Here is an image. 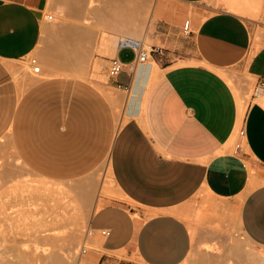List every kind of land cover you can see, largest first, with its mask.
<instances>
[{"label": "crops", "instance_id": "0c3cea01", "mask_svg": "<svg viewBox=\"0 0 264 264\" xmlns=\"http://www.w3.org/2000/svg\"><path fill=\"white\" fill-rule=\"evenodd\" d=\"M48 2L0 0V62L16 64L12 79L28 94L20 110L16 99L6 114L0 141L10 130L17 163L44 183L60 175L64 122L57 107L79 88L87 91L69 121L81 173L92 170L88 159L108 119L82 79H23L18 63L39 45ZM153 16L154 64L134 68L132 50L131 60L122 58L124 49L116 53L125 70L110 81L129 92L120 90L123 117L107 156L122 198L97 201L90 249L79 264H264L252 251L247 256L245 245L226 247L203 228L223 216L264 251V0H154ZM251 86L254 94L245 97ZM203 204L207 214L197 226Z\"/></svg>", "mask_w": 264, "mask_h": 264}, {"label": "rangeland", "instance_id": "374dc122", "mask_svg": "<svg viewBox=\"0 0 264 264\" xmlns=\"http://www.w3.org/2000/svg\"><path fill=\"white\" fill-rule=\"evenodd\" d=\"M51 2L53 4L43 14L45 26L39 45L28 58L18 63L19 66L24 65L23 62L26 63L21 72L23 79L28 85L30 79L35 76L31 63L33 58L38 60L42 70V76L38 81L51 76L74 78L73 70L79 65L89 67L90 72L95 71L103 84L93 85L90 84L93 81L87 79L79 82L103 101L108 119L99 144L88 159V164L93 165L92 170L81 173L79 155L72 148V144L75 146V140L69 129V121L72 109L83 106L87 91L79 88L67 99L64 107L60 105L57 107L64 122V128L61 130L64 136V151L62 157L58 159L60 175L53 179L48 176L42 178L60 184L59 187L66 189V193L63 194L55 190H37L36 186L42 183L38 182V176L33 175L24 164L17 163L10 130L2 134L4 139L0 141V264H71L68 258L78 264L89 222L95 209L100 206V203L96 204L97 201L107 197L122 198L115 191L107 170V144L122 120L124 101L121 99L124 100L126 93L117 89L110 81L108 68L110 60L117 52L116 46L113 55L99 52L102 32L113 33L112 29L115 26L124 30H137L141 32L139 37L146 35L147 50L150 51L153 47L150 36L155 33L154 0ZM228 8L230 9L229 6ZM62 10H65L63 16L58 13ZM50 15L53 19H46ZM85 30L92 33L91 40L80 39L77 36L78 32ZM115 35L117 38L126 36L122 33ZM121 56L123 59L131 60L134 53L124 49ZM150 59L154 64L156 56ZM13 65L16 64L0 62V68L4 72H0V127L6 114L14 107L16 99L17 109L20 110L28 95L26 88L20 89L19 84L12 79L13 72L10 67ZM235 91L239 90L236 88ZM254 92L255 86H251L249 94L247 91H243V94L250 98ZM113 98L118 100L121 98L118 108H115ZM206 209V204L196 207L197 226L199 220H203L207 214ZM224 219L223 216H217L213 225L209 224L203 228L217 234L226 247L243 244L246 246L247 256L252 251L257 254L259 261L264 259V251L249 245V241L243 238L238 229L222 222ZM187 221L190 225L195 224L193 219ZM212 247L215 250L211 248V251L219 250L218 247ZM250 261L252 262L251 259ZM228 264H233L232 260Z\"/></svg>", "mask_w": 264, "mask_h": 264}, {"label": "bare ground", "instance_id": "6f19581e", "mask_svg": "<svg viewBox=\"0 0 264 264\" xmlns=\"http://www.w3.org/2000/svg\"><path fill=\"white\" fill-rule=\"evenodd\" d=\"M52 0H49V2L47 4H49V7L53 4V2H51ZM48 7V6H47ZM48 9V8H47ZM46 10V9H45ZM63 11L65 10H62L60 12H58L59 14H63ZM79 12V11H78ZM58 14V15H59ZM47 15V14H46ZM63 16V15H62ZM46 17V16H45ZM49 17V16H48ZM46 17V19L49 20V18ZM44 20V19H43ZM60 20V19H59ZM44 31V28L42 30V33ZM113 33H107V32H102V36L100 38V43H99V52L102 53V54H107V55H113V52L115 50V46H116V52L118 51L119 47L121 46V43L123 42H127V41H138L142 44V47L147 49L145 47V44H146V35L143 36V37H139V34L141 32L137 31V30H129V29H123L119 26H115L113 27L112 29ZM118 34V33H122V34H125L126 36L125 37H122V38H117V36L115 34ZM77 36L80 38V39H89L91 40V37H92V33L88 30H85V31H80L77 33ZM42 37V35H41ZM44 37V36H43ZM152 50V49H151ZM150 50V51H151ZM80 54V53H79ZM103 57V56H102ZM117 57V56H115ZM151 57V56H150ZM151 59H149V62L147 64H153L152 61H150ZM56 63V62H55ZM24 65L22 66H19L21 69L23 67H25L26 63H22ZM43 65V64H42ZM145 65V64H144ZM40 66V65H39ZM35 67V66H34ZM34 67H32V70L34 71ZM146 67V66H145ZM12 69V68H11ZM23 70V69H22ZM42 72V70H41ZM74 74L73 76L77 77V78H80V79H87V80H92L93 82H91L93 85H97V86H101V84H103L98 76L95 74V71L92 73V71L90 72L89 70V67H81L80 65L73 70ZM138 72V71H137ZM16 75V74H15ZM36 78H41L42 74H34ZM47 77V76H46ZM98 81V83H96ZM104 87V86H103ZM106 88V87H104ZM133 91V90H132ZM131 99V98H130ZM122 100V99H121ZM123 101V100H122ZM112 102L115 106V108H118L119 105H120V99L118 100L117 99H112ZM129 106V105H128ZM109 166L107 165V170L109 171ZM42 185H38L36 186L37 187V190H46V191H52V190H55V191H59L60 193H66V189H64L63 187H59L60 184H57V183H54V182H49V183H44V182H41ZM50 185V186H49ZM52 185V187H51ZM54 186H57L56 188H53ZM35 188V187H34ZM36 190V188H35ZM42 193V192H41ZM90 227L87 228V230L89 229ZM84 244V243H83ZM81 252V251H80ZM81 256H83L82 254H80ZM82 258V257H81ZM69 260V263L71 264H75V261L71 260L70 258H68ZM80 262V260H79ZM78 262V264H79Z\"/></svg>", "mask_w": 264, "mask_h": 264}, {"label": "built area", "instance_id": "2783aa9c", "mask_svg": "<svg viewBox=\"0 0 264 264\" xmlns=\"http://www.w3.org/2000/svg\"><path fill=\"white\" fill-rule=\"evenodd\" d=\"M49 20L53 19V16L50 15ZM184 31L188 34L190 33V20L186 21L184 24ZM122 49H130L135 53V60L133 62V67H137L138 65H144L149 62L150 56L155 52L153 49L151 51H148L147 49L142 47V44L138 41H127L121 43V46L119 47V50ZM32 66L34 67V74H41V67L39 66L38 60L36 58H33L31 60ZM125 70V64L118 58L114 57L110 60V65L108 68V75L109 78H115L120 73L124 72ZM117 89L123 90L124 92H129L128 86H117ZM260 90L264 91V81L260 84ZM241 134H244V132H241ZM103 236H109L110 230H102ZM93 236V230L90 228L86 231V236L84 239V244L81 247V254L84 256L87 254V252L90 249L91 244V238Z\"/></svg>", "mask_w": 264, "mask_h": 264}]
</instances>
